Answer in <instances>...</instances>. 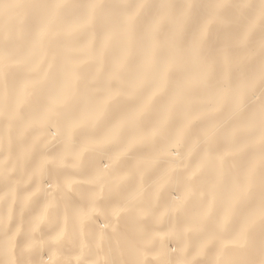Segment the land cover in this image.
<instances>
[{"label":"bare ground","instance_id":"6f19581e","mask_svg":"<svg viewBox=\"0 0 264 264\" xmlns=\"http://www.w3.org/2000/svg\"><path fill=\"white\" fill-rule=\"evenodd\" d=\"M154 132L164 139L141 143ZM0 146V198L22 205L0 206V264L16 254L9 220L29 230L47 215L35 237L49 245H21L19 264H264V0H0ZM43 150L55 157L48 183ZM5 156L37 178L40 200ZM67 164L99 187L72 201ZM94 206L123 216L108 224Z\"/></svg>","mask_w":264,"mask_h":264},{"label":"rangeland","instance_id":"374dc122","mask_svg":"<svg viewBox=\"0 0 264 264\" xmlns=\"http://www.w3.org/2000/svg\"><path fill=\"white\" fill-rule=\"evenodd\" d=\"M92 87H93L92 89L94 90V93H101L100 87H96L95 85H93ZM51 132H52V134H56L55 131L53 132V130H51ZM94 133H96V131ZM115 133H116V136H118V132H115ZM24 137L28 138L27 135H24ZM53 137H56V136L53 135ZM162 139H164L162 134L154 132V133H150L148 136L144 137L141 140V143H149V142H155V141L158 142L159 140H162ZM104 142L105 141H103V142L91 141L89 143V145L90 146H92V145L98 146V145H102ZM19 151H21V152H19L18 156L21 160H24V161H29L30 159L33 158V154L36 153V150L34 148H32L30 145H27V148H22ZM4 152H5L4 147L0 146V153H4ZM43 153H46L47 156L45 158H43V160L40 161L41 170L43 171L40 177H42V179L48 183L47 180H54L55 179V177H52L51 174L49 173V170L51 168H53V166L55 165V157L52 156L51 151L43 150ZM100 154L103 157H105L106 149H103V152H101ZM129 154H130L129 150L122 151L117 156V160L118 161L125 160ZM165 158H166V154L162 152L156 157V160H158L162 164H166ZM146 160H147V158H145V160L144 159H142V160L133 159L132 161H130V165L123 164V166H121L122 170L123 171L131 170V166H138L142 162H145ZM3 161H4V164L6 165V171H7L8 177L11 180L16 181L18 186L25 192L26 199H28L30 202H35V201L40 200L42 198V193L39 191L38 182L36 180L37 178L35 176H31L29 173L26 172L29 169H25L21 166H18L16 164V162L8 156H5ZM66 166H69V170L72 172L73 180H71V182H69V183L64 184L61 187V189H62L61 191L63 193H66V195L72 201L79 199V197L77 196V188L79 186L84 185V186H88V187H99V183H101L100 181L102 180L100 177L92 178V176H90V175L85 176V174H82L81 172H73L72 171L71 168L76 169L77 168L76 166L71 165V164H67ZM78 168H80V167H78ZM171 169L174 171V173H182L184 170V165H183V163H181L179 165L172 167ZM49 183H50V181H49ZM164 185H165V187L169 188L171 194H173V195L177 194V190L175 189V187L173 185L170 186L169 179L165 182ZM160 198H163V197H160ZM18 201H19V199H13L10 203H6L4 200H2L0 198V206H2L3 204L4 205L8 204L9 206L11 205L12 210L17 208V207L22 208L21 203H19ZM129 202L130 203L134 202V199L130 198ZM152 206H153V204H148L146 207L149 210H151V209H153ZM109 210H111V211H109ZM122 210L123 209L121 207H116L113 209H107L104 206H98V207L94 206V207L89 209L90 214L94 219L107 221L108 224L110 222L116 220V219L122 218V216H123ZM26 212L29 214H33L34 210L32 208H27ZM55 217H57V216L49 218V215H47L45 218H43L39 222V224L40 225L43 224L44 226L48 225L54 221ZM44 226H39L38 228H29V230H28V228H25V227L12 228L11 220H9V223L7 224L5 230L10 234L11 240L14 242L13 249L15 250L16 254L12 260L13 264H19L20 263L21 259L18 256L17 252H18V248L21 245L32 244L34 240H37V244H40L41 247L43 245H49V243L46 242L44 239L35 237V236L38 237L39 229L43 228ZM155 228L158 229L159 231L163 232L162 233L163 237H165V240L167 239V241L169 242V243L167 242L168 249H170L173 253H177V250L175 251L176 246L173 243V241H172V243H170V240H172L171 236L174 235L172 230L169 228H164L162 226V224L155 226ZM103 229L108 230L109 228H103ZM61 233L65 234V237H66L65 231H62ZM157 237H158V235H157ZM65 241L70 242V239L68 237H66ZM93 244H94V242L92 241L91 245H93ZM121 249H122V246H120V243H116V248L114 249V251L112 250L110 253L113 256V254L117 253V251L118 250L120 251ZM103 255L89 254L90 257L88 256L86 258V260L82 259L83 255H78V257L84 261L83 264H89V260H92L91 261L92 263H90V264H97V262L101 263V264H103V263L104 264H114L115 263L114 257L107 259ZM154 256L155 255L150 256L149 259L155 261L156 256L155 257ZM78 257H76V258L73 257V259H77ZM189 257H191V255L190 256L188 254L185 255V258L188 259ZM93 259L96 260V262ZM93 261H94V263H93Z\"/></svg>","mask_w":264,"mask_h":264}]
</instances>
